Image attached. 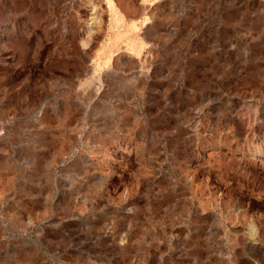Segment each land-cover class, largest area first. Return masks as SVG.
<instances>
[{
    "label": "rangeland",
    "instance_id": "obj_1",
    "mask_svg": "<svg viewBox=\"0 0 264 264\" xmlns=\"http://www.w3.org/2000/svg\"><path fill=\"white\" fill-rule=\"evenodd\" d=\"M254 263L264 0H0V264Z\"/></svg>",
    "mask_w": 264,
    "mask_h": 264
},
{
    "label": "bare ground",
    "instance_id": "obj_2",
    "mask_svg": "<svg viewBox=\"0 0 264 264\" xmlns=\"http://www.w3.org/2000/svg\"><path fill=\"white\" fill-rule=\"evenodd\" d=\"M88 1H89V0H88ZM90 1H91V0H90ZM108 1H109V0H108ZM258 1H259V0H258ZM59 2H60V1H59ZM59 2H58V3H59ZM61 2H62V1H61ZM85 2H86V1H85ZM110 2H111V1H110ZM232 2H233V1H232ZM238 2H239V1H238ZM66 3H68V1H66ZM91 3H92V2H91ZM108 3H109V2H108ZM59 4H60V3H59ZM63 4H65V3H63ZM83 4H84V3H83ZM86 4H87V3H86ZM258 4H259V3H258ZM47 5H48V4H47ZM49 5H50V4H49ZM68 5H69V3H68ZM68 5H64V6H63V9H60V11H59L60 15H62V16L67 15V16H68V14H70V12L72 11L71 6H72L73 4H72V5L70 4L71 6H68ZM247 5H248V4H247ZM58 6H59V5H58ZM67 6H68V7H67ZM111 6H112V5H111ZM151 6H152V4H151ZM259 6H260V5H259ZM89 7H90V6H88L87 8H89ZM92 7H94V6H92ZM108 7H110V6H108ZM53 8H54V7H53ZM151 8L153 9V7H151ZM77 9H78V8H77ZM85 9H86V8H85ZM90 9H91V7H90ZM94 9H95V7H94ZM94 9H93V10H94ZM152 9H151V10H152ZM248 9H249V8H248ZM50 10H51V9H50ZM91 10H92V9H91ZM151 10H150V11H151ZM94 11H95V10H94ZM96 11H97V9H96ZM72 12H73V11H72ZM92 12H93V11H92ZM54 13H55V11H54ZM71 14H72V13H71ZM93 14H96V13L93 12ZM93 14H91V15L94 16ZM89 15H90V14H89ZM96 16H97V15H96ZM99 16H100V15H99ZM57 17H58V16H57ZM58 18H59V17H58ZM64 18H65V17H64ZM92 18H93V17H92ZM97 18H98V17H97ZM70 19H71V18H70ZM89 19H90V18H89ZM98 19H99V18H98ZM98 19H97V20H98ZM67 20H68V19H67ZM90 20H91V19H90ZM61 21H62V20H61ZM68 21H69V20H68ZM86 21H87V20H86ZM86 21H85V22H86ZM222 21H223V20H222ZM59 22H60V21H59ZM91 22H92V21H91ZM95 22H96V21H95ZM56 23H57V22H56ZM60 23H62V22H60ZM89 24H90V22H89ZM92 24H93V23H92ZM94 24H95V23H94ZM57 25H59V24H57ZM57 25H56V26H57ZM64 25H65V24H64ZM85 25H87V24H85ZM96 25H97V24H96ZM67 26H68V24H67ZM69 26H70V25H69ZM71 26H73V25H71ZM88 26H90V25H88ZM92 26H93V25H92ZM216 26H217V25H216ZM94 27H95V26H94ZM61 28H62V27H61ZM64 28H65V27H64ZM149 43H150V42H149ZM146 44H147V43H146ZM148 45H150V44H148ZM122 54H123V53H121L120 55H122ZM122 56H123V55H122ZM149 57H150V56H149ZM124 58H125V57H124ZM89 59H90V58H89ZM113 60H114V58H113ZM113 60H112V61H113ZM123 60H124V59H123ZM128 60H129V59H128ZM128 60L126 59V61H128ZM90 61H92V60H90ZM90 61H89V62H90ZM117 61H118V59H117ZM120 61H121V60H120ZM133 61H134V60H133ZM84 62H85V61H84ZM84 62H83V63H84ZM93 62H94V61H93ZM122 62H123V61H122ZM131 62H132V61H131ZM91 63H92V62H91ZM94 63H95V62H94ZM94 63H93V64H94ZM111 64H113V63H111ZM115 64H116V62H115ZM121 64H123V63H121ZM143 64H144V63H143ZM143 64H142V65H143ZM94 65H95V64H94ZM146 65H147V64H146ZM109 66H110V65H109ZM109 66H108V68H110ZM111 66H112V65H111ZM116 66H117V65H116ZM130 66H131V65H130ZM112 67H114V66H112ZM124 67H125V66H124ZM127 67H129V66H127ZM127 67H126V68H127ZM90 68H91V67H90ZM92 68L94 69V67H92ZM96 68H98V67H96ZM104 68H105V67H104ZM116 68H117V67H116ZM121 68H123V67H121ZM132 68H133V67H132ZM139 68H140V67H139ZM142 68H143V67H142ZM148 68H149V67H148ZM85 69H86V68H85ZM100 69H101V68H100ZM100 69H98V70H100ZM117 69H118V68H117ZM95 70H97V69H95ZM108 70H109V69H108ZM111 70H112V68L110 69V72H112ZM114 70H115V68H114ZM135 70H136V69H135ZM143 70H146V69H143ZM85 71H86V70H85ZM88 71H90V70H88ZM93 71H94V70H93ZM100 71H101V70H100ZM123 71H124V70H123ZM127 71H128V70H126V72H127ZM105 72H107V71H105ZM117 72H118V70H117ZM148 72H149V71H148ZM87 73H89V72H87ZM91 73H92V72H91ZM93 73H94V72H93ZM114 73H115V72H114ZM131 73H132V71H131ZM142 73H143V72H142ZM144 73H145V72H144ZM83 74H84V73H83ZM96 74H97V73H96ZM107 74H108V73H107ZM123 74H124V73H123ZM148 74H149V73H148ZM86 75H87V74H86ZM86 75H85V76H86ZM102 75H103V74H102ZM120 75H121V73H120ZM136 75H138V73H137ZM136 75H135V76H136ZM140 75H141V74H140ZM140 75H139V76H140ZM87 76H88V75H87ZM91 76H92V75H91ZM91 76L88 77V78H91ZM94 76H95V75L93 74L92 78H93ZM107 76H108V75H107ZM141 76H142V75H141ZM141 76H140V77H141ZM78 77H79V76H78ZM95 77H96V76H95ZM95 77H94V79H95ZM97 77H98V76H97ZM103 77H104V76H103ZM110 77H112V75H111ZM86 78H87V77H86ZM137 78H139V77H137ZM112 79H113V77H112ZM140 79H141V78H140ZM77 80H80V78H77ZM83 80H84V79H83ZM90 80H91V79H90ZM98 80H99V78L96 79L97 82H95V83L98 84V83L100 82V81H98ZM109 80H110V79H109ZM147 80H148V79H147ZM101 81H102V80H101ZM103 81H104V79H103ZM103 81H102V82H103ZM112 81H113V80H112ZM112 81H111V82H112ZM86 82H87V81H86ZM90 82H91V81H90ZM102 82H101V83H102ZM105 82H106V80L104 81V84L107 83V82H106V83H105ZM141 82H142V80H141ZM144 82H145V80H144ZM91 83H92V82H91ZM91 83H90V84H91ZM86 84H87V83H86ZM104 84H103V86H104ZM88 85H89V84H88ZM95 85H96V84H95ZM98 85H99V84H98ZM98 85H96V88H98ZM143 85H144V84H143ZM92 86H94V85L92 84ZM99 86H100V85H99ZM110 86L113 87L111 84H110ZM146 86H147V85H146ZM148 86H149V85H148ZM88 87H89V86H88ZM88 87H87V88H88ZM90 87H91V86H90ZM87 88H86V89H87ZM102 88H103V87H102ZM94 89H95V88H94ZM109 89H110V88H109ZM88 90H89V89H88ZM101 90H102V89H101ZM95 91H97V89H95ZM98 91H99V90H98ZM104 92H105V91H104ZM105 93H106V92H105ZM95 94H96V93H95ZM102 94H103V93H102ZM96 95H97V94H96ZM106 96H107V95H106ZM3 130H4V129H3ZM3 134H4V133H3ZM104 234H105V233H104ZM98 237H99V236H98ZM101 237H102V236H101ZM92 238H93V237H92ZM72 240H73V239H72ZM96 242H97V241H96ZM250 242H251V241H250ZM69 245H70V244H69ZM249 246H250V245H249ZM255 246H256V245H255ZM253 247H254V246L251 245L249 249H252ZM33 253H34V252H33ZM36 254H37V253H36ZM40 255H41V254H40ZM228 262H229V261H228ZM254 264H255V263H254Z\"/></svg>",
    "mask_w": 264,
    "mask_h": 264
}]
</instances>
